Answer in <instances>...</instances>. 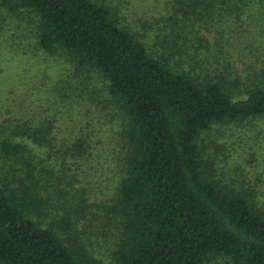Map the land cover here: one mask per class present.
Wrapping results in <instances>:
<instances>
[{"label":"trees","instance_id":"obj_1","mask_svg":"<svg viewBox=\"0 0 264 264\" xmlns=\"http://www.w3.org/2000/svg\"><path fill=\"white\" fill-rule=\"evenodd\" d=\"M174 4L166 30L150 33L105 0H10L9 24L32 31L28 50L67 64L84 92L71 98L86 94L106 123L93 118L70 144L46 116L0 130V264H264L260 195L213 175L207 152L224 126L264 120V80L242 82L201 34L218 14L264 0ZM103 140L119 178L90 203L94 187L75 188L71 166Z\"/></svg>","mask_w":264,"mask_h":264},{"label":"rangeland","instance_id":"obj_2","mask_svg":"<svg viewBox=\"0 0 264 264\" xmlns=\"http://www.w3.org/2000/svg\"><path fill=\"white\" fill-rule=\"evenodd\" d=\"M105 1L114 7L124 23L139 21L142 28L150 33L166 30L165 20L178 11L175 0ZM9 4L10 0H0V130L8 132L9 128L20 123L18 120H38L41 116L43 121L46 116L55 120L58 126V142L67 140L70 144L71 137L79 132L80 126L93 121V118L95 124L106 123V112L100 114L95 107L88 106L85 103V99L88 101L86 94L84 99L80 98L81 103L71 98L74 92L77 97L84 92L74 91L77 82L67 64L28 50L32 36V31L28 30L30 26L21 20L17 21V26L9 24L11 19H16L15 15L9 13ZM201 34L206 37L204 48L216 59L222 57V62L223 59L232 62L242 82L264 80L261 75L264 74V9L252 5L222 12L211 22L203 23ZM20 46L27 49L26 54L18 53ZM68 85L72 87L70 91L67 90ZM87 92L97 97V103L106 104L101 93L97 96L95 90L89 87ZM109 148L110 145L103 140V146L97 147L93 155L87 151L79 159L80 168L71 166L73 175L69 171L74 176L75 188L91 193L94 187L90 203L107 198L117 184L119 177L113 173L115 170L106 166ZM207 152L214 169L213 175L224 177L234 187L242 184L244 187L252 186L260 195V205H263L264 120L247 127L224 126L217 140L208 145ZM3 171L0 160V175ZM99 258L108 259L107 253L102 252Z\"/></svg>","mask_w":264,"mask_h":264}]
</instances>
